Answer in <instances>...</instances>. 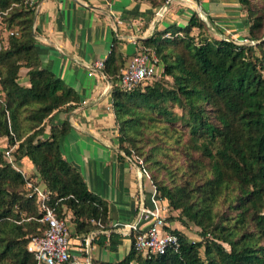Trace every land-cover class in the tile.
<instances>
[{
	"label": "trees",
	"instance_id": "1",
	"mask_svg": "<svg viewBox=\"0 0 264 264\" xmlns=\"http://www.w3.org/2000/svg\"><path fill=\"white\" fill-rule=\"evenodd\" d=\"M239 1L246 17L242 36L252 41L200 31L204 21L191 10L184 23L153 27L139 38L159 68L127 89L115 81L124 61L112 37L100 69L111 79L117 153L140 158L158 200L166 203L163 226L176 234V243L142 251L131 228L119 258L91 257V264H264V11ZM33 6L0 0L1 25L11 30L0 28V264H33L26 243L44 226L42 202L59 216L68 210L74 231L93 230L90 240L106 238L112 246L122 235L109 228L106 199L60 151L58 138L69 124L48 115L69 108L78 95L40 65ZM20 66L27 82L18 80ZM13 141L12 158L25 155L33 165L28 173L2 153ZM26 180L40 184L43 196ZM172 219L193 225L196 236Z\"/></svg>",
	"mask_w": 264,
	"mask_h": 264
},
{
	"label": "crops",
	"instance_id": "2",
	"mask_svg": "<svg viewBox=\"0 0 264 264\" xmlns=\"http://www.w3.org/2000/svg\"><path fill=\"white\" fill-rule=\"evenodd\" d=\"M192 5L202 13L205 32L243 38L246 17L239 0H169L153 6L148 0H38L33 6L32 34L40 65L60 76L78 95L69 108H53L48 115L52 122L68 121V128L58 138L60 151L86 185L106 199L109 228L122 233L112 246L106 238L103 243L89 238L82 244L84 232L74 231L66 210L70 257L53 264H91V257L119 258L129 243L127 232L119 225L134 216L141 197L148 203V179L134 159L117 153L122 149L116 145L108 93L111 79L102 75L93 61L104 56L112 37L124 61L139 38L153 27L184 23L189 12L195 11ZM25 68L19 67V81L27 82ZM19 161L26 164V170ZM15 162L25 173L33 168L25 155ZM144 223L139 220L138 225Z\"/></svg>",
	"mask_w": 264,
	"mask_h": 264
},
{
	"label": "built area",
	"instance_id": "3",
	"mask_svg": "<svg viewBox=\"0 0 264 264\" xmlns=\"http://www.w3.org/2000/svg\"><path fill=\"white\" fill-rule=\"evenodd\" d=\"M25 1L35 5L38 0ZM201 14L199 11L198 15ZM0 28L3 32L11 31L10 29L2 27L1 21ZM101 64L102 58H96L93 61V66L97 67L98 71L104 75L100 69ZM157 69L156 57L152 49L141 42H137L134 51L129 54L120 67L115 81L120 88L127 89L141 80L154 77L157 74ZM15 144L16 141H13L10 146L4 147L2 153L14 167L25 174L24 170L12 158L10 149ZM134 161L139 165L140 158L136 157ZM139 169L148 179L150 185L148 203H145L141 197L136 206L134 216L130 220L123 222L119 227L124 229L125 232H128L131 228L136 229L134 234V246L136 248L142 251L158 252L163 250L166 245L176 243V234L164 228L163 223L165 222L167 211L166 203L158 200L155 188L148 177L147 171L140 165ZM26 183L32 186L38 197L43 196L44 190L40 184H32L30 180H26ZM41 209L39 219L44 221V226L39 233L31 235L26 243V247L32 250L33 264L63 262L70 257V251L68 249V226L65 217L57 215L53 208L44 202L41 203ZM139 220H144L145 223L139 226ZM92 231V229H88L84 232L81 240L82 244L88 243Z\"/></svg>",
	"mask_w": 264,
	"mask_h": 264
},
{
	"label": "rangeland",
	"instance_id": "4",
	"mask_svg": "<svg viewBox=\"0 0 264 264\" xmlns=\"http://www.w3.org/2000/svg\"><path fill=\"white\" fill-rule=\"evenodd\" d=\"M252 3H254V4H256V5H260L261 7H262V9H263V11H264V0H250ZM242 5H243V3H242ZM243 7H244V5H243ZM244 11H245V9H244ZM205 30L206 29H204V27L203 28H201V30L200 31H202V32H204V33H208V32H205ZM197 31V27L196 26H193L192 28H191V32H196ZM209 34H211L210 32H209ZM214 35H216V34H214ZM157 68H159L158 67V64H157ZM169 78V77H168ZM3 139H4V136L2 137V136H0V143H2V141H3ZM19 163H20V165H22L23 166V168L26 170L27 168H26V164H23L21 161H19ZM19 166V165H18ZM20 167V166H19ZM33 169V168H32ZM30 170V169H29ZM219 207L220 208H222V205L220 204L219 205ZM172 220H174V223L175 224H177L180 228H182L183 229V231L184 232H186L189 236H191V237H195L196 236V234H195V232H194V228H193V225H189V224H187V225H182V224H180V222L177 220V219H172Z\"/></svg>",
	"mask_w": 264,
	"mask_h": 264
},
{
	"label": "water",
	"instance_id": "5",
	"mask_svg": "<svg viewBox=\"0 0 264 264\" xmlns=\"http://www.w3.org/2000/svg\"><path fill=\"white\" fill-rule=\"evenodd\" d=\"M169 0H165V2L167 3ZM192 7L195 9V11H196V13L197 14H199V10L197 9V7L196 6H194V5H192ZM223 36V35H222ZM236 40H238V41H252L251 39H244V38H242V39H236ZM111 82V81H110Z\"/></svg>",
	"mask_w": 264,
	"mask_h": 264
}]
</instances>
